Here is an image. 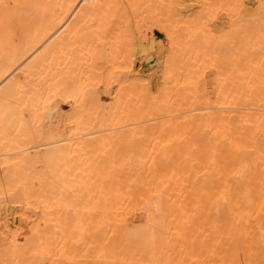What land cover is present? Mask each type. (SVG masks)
I'll return each mask as SVG.
<instances>
[{"label": "bare ground", "instance_id": "6f19581e", "mask_svg": "<svg viewBox=\"0 0 264 264\" xmlns=\"http://www.w3.org/2000/svg\"><path fill=\"white\" fill-rule=\"evenodd\" d=\"M0 264H264V0H0Z\"/></svg>", "mask_w": 264, "mask_h": 264}]
</instances>
